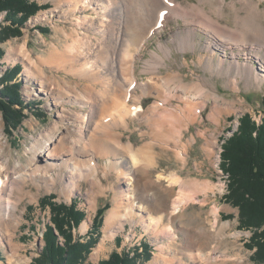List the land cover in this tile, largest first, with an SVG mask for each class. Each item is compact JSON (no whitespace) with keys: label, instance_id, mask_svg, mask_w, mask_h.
I'll return each instance as SVG.
<instances>
[{"label":"rangeland","instance_id":"rangeland-1","mask_svg":"<svg viewBox=\"0 0 264 264\" xmlns=\"http://www.w3.org/2000/svg\"><path fill=\"white\" fill-rule=\"evenodd\" d=\"M34 1L39 5V9L24 23L20 33L0 42L2 51L0 71L14 65L21 66V71L17 74L16 80L20 82L19 92L24 103L29 105L28 108L23 109L22 119L13 128L6 125L0 112V168L2 167L0 179L4 182L0 190V205L3 208L7 201H10L15 207V210L10 212L9 219L2 221V217H0V234L3 235L2 240H0V264H9L10 258L11 264H32L33 259L39 256L45 243L43 237L45 225L51 224L50 208L48 205H41L39 200L51 194L54 196L52 201L59 204L70 205L72 201H77L78 208L82 209L85 215L78 228L73 229V234L75 237H81L84 242L88 238H84L85 235L89 231L93 232L94 217L98 208L105 207L97 241L91 248L84 264H96L101 259L108 258L113 250L129 252L133 249H139V252H142V243L148 244L145 248L148 253H143L136 264H153V256L159 252L158 246L160 244L163 245L165 254L169 252L167 244L170 238L157 237L156 239L153 228L151 229L150 226L149 229H146L142 222H124V228L117 232L114 230L112 236L104 230L106 216L112 208H118L123 214L128 211V206L122 202L121 191L126 185L121 177H116L113 168L104 177L101 175L103 172V166H101L98 170L101 177L83 178L79 181L78 189L70 195L65 188V177L60 180L57 178L52 186H48L46 181L41 178L36 179L28 175L12 177L17 170L15 168L17 161L26 166L29 158L27 149L41 132L52 126L54 122H59L58 126L64 130L63 124L58 120L60 108L65 107L69 110L78 108L76 103H70L67 98L55 105L51 96L37 91L38 84L34 81L29 85L31 88L26 90V60L21 57V46L24 45L28 51L30 50L34 61L44 58L48 60L51 46L57 44L64 46L65 43H69V40L64 37L67 35L61 28L69 31L72 25L57 17L58 9L55 3L58 0ZM114 1L115 4L116 1L120 2L118 4L121 6L125 0ZM170 1L171 3L164 2L163 5V1L160 0L162 4L160 9L169 12L167 22L164 23L165 26L162 25L161 28L155 29V24L151 28L152 30L155 29L152 34H147L141 38L142 44L133 60L135 76L140 87H134L133 92H137L136 94L140 98L138 102L146 113L147 109L155 104V101L164 99L163 96L157 95L154 91L148 95L144 93L141 83L148 80L155 81L156 86L160 90L162 88L163 95L166 94L170 100L173 98L171 107L168 105L170 108H175L174 106L180 104L179 109L183 108L180 87L184 83L188 85L187 94L191 92L189 85H197L204 94L197 107L198 118L190 121L188 128L184 131L185 142L189 139L191 142L188 146L186 161L178 160L179 158L176 157L173 149L165 150L166 147L161 146V140L164 139L163 130L161 126L152 129L148 125L145 114L128 118L129 128H124L121 125H110L111 130L117 133L116 137L122 139L123 145L129 140L135 147L151 143L155 151V157L149 166L150 168L140 172L139 177H134L135 180L133 181L138 185L136 188L138 200L141 201V205L147 207L146 211H141L136 207L131 212V218L137 221L142 219L145 224H148L149 213L151 216H161L165 208L169 210L171 206L178 204L179 198L194 196V201H186L185 204H181L182 207L179 206L180 214L178 213L179 217L175 218L174 221H170L167 215L163 216V224H170L173 227L177 235L175 242H178V245L183 243L187 229L192 230L196 225H208L209 222L205 216L208 215L212 207H218L220 209L219 223L230 222L231 224L226 232H240L234 246L235 251L246 259V264H263L255 260L253 255L255 249L248 246L252 232L241 225L239 209L224 199V195L227 193V175L223 174L220 169V151H222L220 148L224 140L238 128V118L244 113L247 112L252 115L256 122L263 116L264 0H252L251 4H244L242 0H224L223 2L220 0ZM256 2L260 13L253 10V4ZM115 4L111 7L105 6V10H102L100 14H108L110 17L119 16L122 10L120 11L119 5ZM179 4L180 6H178ZM194 6L204 8L207 14L212 16L211 18L218 21L217 26L224 33L226 31L233 35L239 29L247 30L250 36L242 37L241 40L251 41L244 44L251 48L252 56L256 53L259 56L251 57L252 61L249 63L244 61L246 60L244 53L226 48L224 42L219 39H224L226 35L224 34L217 39L212 30H206L207 27L198 20L199 15H194ZM85 13L92 16L97 15L92 11V8L87 9ZM4 22V19H0V31L6 25ZM255 26H259L261 30H254ZM117 27L121 33L119 41L114 42V39H109L106 44L109 46L117 44L118 49L124 47L125 40L123 42V38L126 39L127 36L126 28H123L122 24L120 26L117 24L115 32L118 30ZM129 32L131 33V31ZM189 33V38L187 37L186 42L184 40L182 43L186 50H181L179 48L180 36H186ZM89 34L92 37L96 36L92 31ZM234 41H237L236 38ZM167 46L170 47L169 51L166 50ZM9 48H12L13 52H9ZM109 51L111 54L107 53L108 55L106 54L104 58L108 65L118 55V51L115 54L111 50ZM233 51L238 54L237 62H232L230 59L229 52L233 54ZM111 68L109 67L108 72ZM43 69L49 76L54 73L56 78L51 77L50 79L53 86L55 85L53 82H57L61 84V87L76 88L83 98H87L83 87L95 85L88 79H83L77 83L78 79L74 74L63 70L56 72L50 65H44ZM96 85V89L101 88L100 83H96ZM91 106L87 105L84 110L88 112ZM15 107L19 108L18 105ZM97 111L98 107L95 105L93 113L96 117ZM160 113H158L156 120L165 121L168 125L174 124L175 117L173 115ZM107 116L104 120L111 123L114 118L112 115ZM96 117H94L93 122L98 120ZM237 122L238 124H236ZM228 128L230 130H227ZM154 130L155 132H153ZM110 142L109 145L114 143L112 140ZM110 157L113 156L110 155ZM122 159L125 160V157ZM99 162L103 164L105 159L100 157ZM128 165L127 163L126 167ZM62 170L64 171V169ZM159 173L164 175L173 173V175L171 177H157ZM5 174L8 177H5ZM93 204L94 206H91ZM127 214L130 215V213ZM17 220L19 222L16 225ZM226 236L223 241L217 243L218 245L216 244L218 246L217 251L230 247L229 239L234 238L230 235ZM59 241L61 243L63 239L60 238ZM172 243L170 249L179 247L174 242ZM100 245V250H97Z\"/></svg>","mask_w":264,"mask_h":264},{"label":"bare ground","instance_id":"bare-ground-1","mask_svg":"<svg viewBox=\"0 0 264 264\" xmlns=\"http://www.w3.org/2000/svg\"><path fill=\"white\" fill-rule=\"evenodd\" d=\"M162 1L164 5V0ZM220 1L223 2L224 0ZM242 1L244 4H251L252 0ZM118 3L120 2L116 1L115 4L114 0H58L55 3L58 9L57 17L68 21L70 25L72 24L69 31L61 28L64 34L67 35L64 37L69 40V43H65L64 46L59 44L51 46L52 49L49 51L48 60L44 58L39 61H34L29 52L30 50L28 51L24 45L21 46V57L26 60V90L31 88L29 85L34 81L38 84L37 91L51 96L55 105L57 102L59 103V101L67 98L70 103H76L78 108L75 110H69V108L65 107L60 108L58 120L63 124L64 130L58 126L59 122H54L52 126L41 132L27 149L29 158L26 166L22 162L17 161L15 163L17 170L12 177L28 175L36 179L41 178L46 181L48 186L54 185L57 178L60 180L65 177V188L70 195L74 190L78 189L79 181L83 178L101 177L98 173L101 166H103L101 175L104 177L113 168L116 177H121L126 185L121 191L123 195L122 202L128 206V211L123 214L118 208H112L106 216L105 232H109L112 236L114 230L117 232L124 228V222H142L146 229H149L150 226L151 229L153 228L156 239L157 237L170 238L167 244L169 252L165 254L163 251L164 247L160 244L158 246L159 252L153 256V264H246V259L234 249L240 232H226V229H229L231 224L230 222L219 223L220 209L218 207H212L208 215L205 216L209 222L208 225H196L192 230L187 229L183 243L178 245V242H175L177 235L170 224H163V216L167 215L170 221H174L175 218L179 217V206L185 204L186 201H194V196L179 198L177 200L178 204L171 206L169 210L165 208L161 216H151L149 213L147 217L149 225L145 224L142 219L137 221L131 218V212L136 207L141 211H146L147 207L143 206V204L141 205V201L138 200L139 196L136 192L138 185L133 181L135 180L134 177H139L140 172L148 170L147 168L152 164L155 157V151L151 143L135 147L129 140L123 145L121 143L122 139L120 140L119 137H116L117 133L111 130L112 127L110 125H121L124 128H129L128 118L145 114L148 119V125L152 129H155L156 126H161L164 136V139L161 140V146L166 147L165 150L173 149L176 157L179 158L178 160L186 161L188 146L191 142L190 139L185 142L184 131L188 128L190 121L192 122L198 118L197 107L204 93L197 85H189V90H191L192 94L191 92L187 94L188 85L184 83L180 87V98L183 101L182 104H184L183 108L179 109L181 104L179 105L180 107L174 106L175 108H170L173 98L171 97L172 99L170 100V97L168 98L166 94L163 95L162 88L160 90L156 86L155 81L148 80L141 83L144 93L148 95L154 91L157 95L163 96L164 99L155 101V104L147 109V113L145 112L138 102L140 98L136 94L137 92H133V88L140 85L135 76L133 60L142 44L141 38L147 34H152L153 30L161 28L165 21L167 22L166 19L169 12L160 9L162 7L160 0H125L121 6ZM168 3H171V1L168 0ZM113 4L119 5L121 8L120 11L122 10V13L120 12L119 16L110 17L108 14H100L102 10H105V6L111 7ZM89 8H92V11L97 15L86 14L85 11ZM193 10H195L194 15H199V22L207 27L203 28L212 30L217 39L225 34V40L223 38L219 39L231 51L237 50L239 53H244L246 55H244L246 58L244 61L250 63L252 61L251 57L255 56L256 58L259 56L257 53L252 56L251 48L244 44L251 41L241 40L242 37L250 36L247 30L239 29L233 35L226 31L224 33L217 26L218 21L211 18L212 16L208 15L204 8L194 6ZM253 10L257 13L261 12L258 11L257 2L253 4ZM117 24L118 26L122 24V27L126 28L127 36L126 39L123 38V42L125 40L124 47L118 49L117 44L112 46L106 44L109 39H114V42H117L120 38L119 35L121 33L118 27L115 32ZM155 24L156 28L152 30L151 28ZM254 30L259 31L261 29L259 26H255ZM90 31L96 36L92 37L89 34ZM235 38L237 41H234ZM237 44L240 45L237 46ZM109 50L114 54L118 51V55L114 60L112 59L110 65L104 59L106 54L110 53ZM8 51L13 52V49L9 48ZM229 55L232 62L238 61V54L235 52L230 54L229 52ZM261 59L263 58L261 57ZM44 65H50L56 72L63 70L74 74L78 79L77 83L83 79H88L95 85L100 83L101 88L96 89L95 85L84 86L83 90L86 91L87 98H83L76 88L61 87V84L57 82H53L55 83L53 86L50 79L51 77H56L53 75L54 73L49 76L43 69ZM109 67H112L110 72H108ZM130 101L132 102L130 103ZM87 105H92L94 108L95 105L98 107L97 117L94 116V108L92 106L88 112L84 110ZM132 105L134 106L133 108ZM158 113L173 115L175 117L174 124L168 125L165 121L156 120ZM100 115L101 117H99ZM107 115H112V118H114L111 123L104 120ZM94 117L98 119H96L97 121L95 120L96 122H93ZM111 140L114 143L109 145ZM109 154L113 157L111 158ZM118 155L120 157H117ZM100 157L105 159V163L99 162ZM122 157H125V160ZM127 163L129 165L126 167ZM1 173L2 167L0 168ZM172 175L173 173L167 175L159 173L157 177H171ZM5 177L8 176L5 174ZM3 183L0 179V190ZM91 206H94V204ZM14 210L15 207L10 201H7L3 208L0 205L1 220L9 219L10 212ZM127 213H130V215ZM18 222L19 220H17L16 225ZM226 235L234 238L229 239L230 250L227 248L217 251V245L227 237ZM2 236L0 234V240H2ZM172 242L179 247L177 248L176 246L170 249ZM100 248L101 245L97 247V250H100ZM11 262L10 258L9 264Z\"/></svg>","mask_w":264,"mask_h":264},{"label":"trees","instance_id":"trees-1","mask_svg":"<svg viewBox=\"0 0 264 264\" xmlns=\"http://www.w3.org/2000/svg\"><path fill=\"white\" fill-rule=\"evenodd\" d=\"M38 9L39 5L34 0H0V13L4 14L6 22L0 31V42L20 33L24 23ZM20 71V65L0 71V112L9 128L20 122L23 109L29 106L19 92L20 82L16 79ZM262 113L257 122L247 112L238 118V128L221 145L220 169L227 175L224 199L239 209L241 225L252 232L248 246L255 249V260L264 264V110ZM53 197L51 194L39 200L41 205L50 208L51 224L45 225V243L32 264H84L97 241L105 207L98 208L93 232L83 236L88 237L84 242L73 234V229L78 228L85 215L78 208L77 201L70 205L59 204L52 201ZM60 238L63 239L61 243ZM142 245V252L139 249L129 252L113 250L108 258L96 264H136L143 253H148L145 250L148 244Z\"/></svg>","mask_w":264,"mask_h":264},{"label":"crops","instance_id":"crops-1","mask_svg":"<svg viewBox=\"0 0 264 264\" xmlns=\"http://www.w3.org/2000/svg\"><path fill=\"white\" fill-rule=\"evenodd\" d=\"M195 25V24H194ZM198 25V24H197ZM189 36H190V33L189 34H187L186 36H184V35H181L180 36V40H179V48L181 49V50H186L184 47H183V41L185 40V42H186V38L188 37L189 38ZM193 36V35H192ZM190 40V39H189ZM181 43V44H180ZM181 46V47H180ZM166 50L167 51H169L170 50V47L169 46H167L166 47Z\"/></svg>","mask_w":264,"mask_h":264},{"label":"built area","instance_id":"built-area-1","mask_svg":"<svg viewBox=\"0 0 264 264\" xmlns=\"http://www.w3.org/2000/svg\"><path fill=\"white\" fill-rule=\"evenodd\" d=\"M3 16H4V14H3V13H0V19H3ZM236 124H238V122H237ZM234 126L237 127V125H234ZM220 150H221V149H220Z\"/></svg>","mask_w":264,"mask_h":264},{"label":"snow or ice","instance_id":"snow-or-ice-1","mask_svg":"<svg viewBox=\"0 0 264 264\" xmlns=\"http://www.w3.org/2000/svg\"><path fill=\"white\" fill-rule=\"evenodd\" d=\"M165 3H168V0H164Z\"/></svg>","mask_w":264,"mask_h":264}]
</instances>
